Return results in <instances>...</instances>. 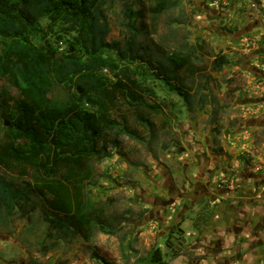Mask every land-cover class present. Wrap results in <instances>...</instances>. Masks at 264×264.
I'll return each instance as SVG.
<instances>
[{
  "label": "trees",
  "instance_id": "1",
  "mask_svg": "<svg viewBox=\"0 0 264 264\" xmlns=\"http://www.w3.org/2000/svg\"><path fill=\"white\" fill-rule=\"evenodd\" d=\"M182 1L151 0L149 7L126 1L124 32L111 40L109 0H0V80L6 83L0 90V173L12 176L0 178V214L26 218L40 202L45 221L64 237L90 241L94 231L119 230L117 217L109 223L87 188L94 165L121 148L122 136L139 138L115 111L162 110L151 103L157 92L149 84H161L192 110L187 77L198 72L193 53L166 52L144 21L147 12L157 18ZM229 64L216 55L212 69ZM206 102L201 94L200 108ZM138 122L154 128L141 113ZM180 221L173 234L181 235ZM169 238L168 248L179 254L181 239ZM92 258L113 264L96 250ZM136 264H166L163 250L153 248Z\"/></svg>",
  "mask_w": 264,
  "mask_h": 264
},
{
  "label": "rangeland",
  "instance_id": "2",
  "mask_svg": "<svg viewBox=\"0 0 264 264\" xmlns=\"http://www.w3.org/2000/svg\"><path fill=\"white\" fill-rule=\"evenodd\" d=\"M126 1L139 2H108L111 40H120L124 32L122 23ZM150 1L142 0V3L149 7ZM202 1L183 0L177 8L157 18L147 12L144 20L150 38L163 45L166 52L180 50L193 53L198 72L187 77V85L193 95L194 106L189 110L181 97L170 93L161 84L151 83L149 85L156 90L157 97L150 101L153 104L158 103L161 111L149 113L141 109L136 112L128 106L115 111L114 116L120 118L124 115L128 118L130 127L137 132L139 138L122 136L121 148L113 150L111 158L94 165V175L87 194L96 209L103 208L108 222L111 220L113 223L112 218L117 217L119 230L112 235L94 231L90 241H85L79 236L64 237L59 231L52 229L45 221L41 210L44 208L40 202L38 209L26 218H22L19 212L9 215L2 210L0 239L13 241V244L18 241L19 248L0 242V257L4 260L14 258L20 263L22 259L18 260V257L26 254L30 264H102L92 258V252L96 250L113 264H136L139 259L147 257L153 248L162 244L159 229L148 227L157 221L153 215L154 205L164 208L169 204L158 201L157 192L162 189L153 185L156 178L154 172L159 173L164 167L178 168L172 161L179 163L177 157L186 153L187 148L190 149L198 143L203 144L209 126L215 127L212 131H217L215 136L223 131L227 140L236 141L238 147H241L240 156L244 159H254L262 154L264 123H259L263 112L257 110L261 106L253 105L259 103L255 100H242V95L254 97L264 94V73H259L260 67L255 65L256 59L264 58V47L261 49L258 46L255 49L256 42L252 36L246 37L250 51L243 54L227 43L226 50L232 49L235 52L226 54L230 64L219 72L213 71L212 59L226 42L224 38L226 35L227 41L231 36L236 38L242 27L237 25L232 28L229 24L221 26L212 22L204 24L203 21L196 20L195 16L205 13L204 6L207 2ZM247 3V23L254 25L258 22L264 26V0H248ZM219 8V13H223L221 7ZM201 41L203 44H200ZM252 64L254 68L250 66ZM5 85L0 80V90ZM245 91L247 92L242 94ZM201 94L207 95L203 108L199 106ZM211 106L218 109L214 115L215 121L211 120L210 114L204 112ZM140 113L152 121L153 129L139 124ZM253 120H257L254 125ZM223 134L220 136L223 137ZM218 139L219 137H215L214 140L217 154L221 152ZM2 177L12 179L11 175L1 172L0 178ZM142 225L145 227L140 228ZM183 229L189 232L190 222ZM142 233L146 235H141Z\"/></svg>",
  "mask_w": 264,
  "mask_h": 264
},
{
  "label": "crops",
  "instance_id": "3",
  "mask_svg": "<svg viewBox=\"0 0 264 264\" xmlns=\"http://www.w3.org/2000/svg\"><path fill=\"white\" fill-rule=\"evenodd\" d=\"M247 1H202L207 2L204 6L205 13L195 16L196 20L203 21L204 24L212 22L221 26L229 24L232 28L237 25L242 27L236 38L231 36L227 41L226 35V42L220 46L218 55L220 52L225 56L233 52L232 49L226 50L228 45H233L234 50L241 54L249 52L247 36H252L255 40V49L258 46L261 49L264 47V26L258 22L250 25L245 19L249 9ZM219 7L223 13H219ZM255 62L260 67L259 73L263 74L264 58L260 57ZM242 96V100L259 102L253 105L261 106L257 108L263 112L259 125L264 123V94ZM204 112L210 114L211 120L215 121L214 115L218 109L211 106ZM255 121L257 120L252 121L253 125ZM214 129L215 127L209 126L203 144L198 143L190 149L187 148L186 153L177 157L179 163L172 161L178 168L170 169V166L164 167L159 173L154 172L156 178L153 185L162 189L157 192L158 201L169 204L164 208L153 204V215L157 221L148 227L159 229L162 244L158 247L163 250L166 264H264V149L259 156L246 160L240 156L241 147H238L236 141L227 140L223 131L215 136L217 131L212 132ZM222 134L223 137L220 136ZM215 137H219L221 152L218 154L214 146ZM180 218L184 220L180 221ZM179 221L182 233L173 234ZM188 222L191 229L186 232L183 228ZM143 227L145 226L140 228ZM143 234L145 233L141 235ZM170 236L174 237L171 238L172 241L180 238L183 243L182 250L177 255L167 246ZM0 242L19 248L18 241L13 244V241L0 239ZM20 258L21 264H30L26 254L18 257V260ZM20 263L14 258L4 260L0 257V264Z\"/></svg>",
  "mask_w": 264,
  "mask_h": 264
},
{
  "label": "water",
  "instance_id": "4",
  "mask_svg": "<svg viewBox=\"0 0 264 264\" xmlns=\"http://www.w3.org/2000/svg\"><path fill=\"white\" fill-rule=\"evenodd\" d=\"M183 245V243L181 242L179 245H178V248H181Z\"/></svg>",
  "mask_w": 264,
  "mask_h": 264
},
{
  "label": "built area",
  "instance_id": "5",
  "mask_svg": "<svg viewBox=\"0 0 264 264\" xmlns=\"http://www.w3.org/2000/svg\"><path fill=\"white\" fill-rule=\"evenodd\" d=\"M247 41V40H246ZM248 42V41H247ZM105 72H108L107 70H105Z\"/></svg>",
  "mask_w": 264,
  "mask_h": 264
}]
</instances>
